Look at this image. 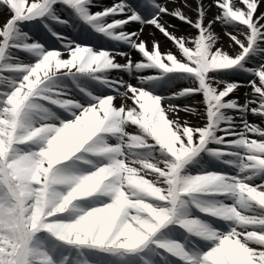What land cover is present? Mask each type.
I'll use <instances>...</instances> for the list:
<instances>
[{"label":"snow or ice","instance_id":"obj_1","mask_svg":"<svg viewBox=\"0 0 264 264\" xmlns=\"http://www.w3.org/2000/svg\"><path fill=\"white\" fill-rule=\"evenodd\" d=\"M262 3L0 0V264H264Z\"/></svg>","mask_w":264,"mask_h":264},{"label":"bare ground","instance_id":"obj_2","mask_svg":"<svg viewBox=\"0 0 264 264\" xmlns=\"http://www.w3.org/2000/svg\"><path fill=\"white\" fill-rule=\"evenodd\" d=\"M205 1L210 2L212 0H204V2ZM186 2L192 4V6L195 7V0H187ZM189 12L192 13V14H194L190 10H189ZM7 18H8V13L6 11H0V23H3ZM209 18H211L210 12H209ZM149 30L150 29H146L145 30V33L142 36V38L145 39V40H147V41H149V47H151V40L152 39L149 37V34H148L149 33ZM192 31L193 30H191V31H182V32H180L179 34H176V35H189V34L192 33ZM215 31L218 33V29H217L216 26H215ZM224 42L225 41L223 40L222 41V44H221L223 46V48L225 50H227V51H231V49L229 48V45L228 46H225V44H223ZM160 47H161V51L167 52L169 49H172V44H171V42H169L167 40H163V41H160ZM131 82L132 83H135L134 81H131ZM196 106L197 107H200V105H196ZM188 117H190V116H187L186 114L181 113V116H180L181 119H187ZM197 120H198V122H196V123H193L191 121H190V123H192L193 125H200V124H202V121L201 120H199L198 118H197Z\"/></svg>","mask_w":264,"mask_h":264},{"label":"rangeland","instance_id":"obj_3","mask_svg":"<svg viewBox=\"0 0 264 264\" xmlns=\"http://www.w3.org/2000/svg\"><path fill=\"white\" fill-rule=\"evenodd\" d=\"M116 103H117V104H119V103H120V101L118 100ZM179 103H186V101H184V102H179ZM188 120H189V121H191V122H194V120H195V117H193V116H191V117H188Z\"/></svg>","mask_w":264,"mask_h":264}]
</instances>
